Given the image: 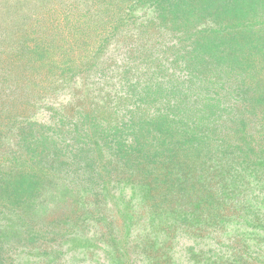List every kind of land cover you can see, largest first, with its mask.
Segmentation results:
<instances>
[{"label":"rangeland","instance_id":"374dc122","mask_svg":"<svg viewBox=\"0 0 264 264\" xmlns=\"http://www.w3.org/2000/svg\"><path fill=\"white\" fill-rule=\"evenodd\" d=\"M0 263L264 264V0H0Z\"/></svg>","mask_w":264,"mask_h":264},{"label":"trees","instance_id":"16d2710c","mask_svg":"<svg viewBox=\"0 0 264 264\" xmlns=\"http://www.w3.org/2000/svg\"><path fill=\"white\" fill-rule=\"evenodd\" d=\"M204 107H203V110H205L206 108L207 109H209L208 110V112H207V116H208V118L209 117H213V120L211 121V123H213L214 122V119H215V117H216V108H214V109H210V108H208V106L209 105H203ZM180 110V109H179ZM169 111H171V112H169ZM193 111H195V113H197V112H199V109H197V108H195V109H193ZM181 113L182 112H180V115H178L177 114V112H175V110H168V109H166V112H164V113H158V116H160V118L161 119H163L164 117V126H163V128H161V130H163L164 132L167 130V131H175V132H177L178 131V129H177V127L174 125V120L172 121V119L173 118H177V116H179L180 118H182V116L183 115H181ZM168 114V115H167ZM170 116H172V117H170ZM179 118V119H180ZM207 118V117H206ZM206 118H198L197 119V122H193V123H191V124H200V123H202V122H204V124H205V121H206ZM185 119H188V118H185ZM162 124V123H161ZM202 138H204L203 136H200V137H196V138H193V139H195L194 140V142L193 143H191V144H189L187 141H181L180 140V138L178 137V138H176L175 139V144H174V146L173 145H171V143H169L168 142V144L167 143H163V147H165V150H167V151H170V150H172L173 148L174 149H176V145H177V147L182 151V152H186V151H188V150H190V151H197V150H199V148L201 147V143H203V141H202ZM170 144V146H168ZM205 144H208L207 142L205 143ZM148 147H150V148H152L151 146H149V145H147ZM207 145H205L204 147L205 148H207L206 147ZM139 148H137L136 149V151L138 150ZM177 150V149H176ZM228 154H225V156H223V157H227V155H229V152H227ZM169 162V161H168ZM167 162V163H168ZM167 163H166V165H167ZM169 165V164H168ZM186 167V166H185ZM186 181V182H185ZM181 182H183V183H181ZM185 182V183H184ZM184 184L186 185V186H184ZM176 185L179 187V189H181V190H184L185 192H186V197H190L192 200V203H194L193 205H195L196 206V202L195 201H193V200H197V192H196V190H195V185H194V183H192L190 180H189V183H188V180H184L183 179V181H180V182H177L176 183ZM162 187L161 186H158L157 187V189L155 190V194H160V192H162ZM193 190H195V194H193L192 192H193ZM172 191V190H171ZM174 191H172L171 192V194L173 193ZM191 192V193H190ZM190 194H193L194 195V197H192ZM161 195V194H160ZM206 199H208V196H207V198ZM215 200V199H214ZM204 203H208L206 200H204ZM215 203V209H218V207H217V205H216V202H214ZM1 264V263H0Z\"/></svg>","mask_w":264,"mask_h":264}]
</instances>
